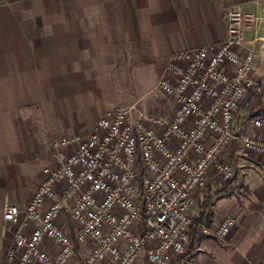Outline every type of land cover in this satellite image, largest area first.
Instances as JSON below:
<instances>
[{
    "label": "crops",
    "instance_id": "0c3cea01",
    "mask_svg": "<svg viewBox=\"0 0 264 264\" xmlns=\"http://www.w3.org/2000/svg\"><path fill=\"white\" fill-rule=\"evenodd\" d=\"M233 5L262 19L245 46L258 56L264 89V0H0V264H7L17 229L3 220L4 209L14 205L23 215L53 142L90 134L125 104L140 111L150 104L171 116L169 103L149 101L168 58L225 41L224 13ZM254 112L264 116V92L236 116L238 127L263 139L244 124ZM223 157L235 166L231 184L240 191L213 202L210 224H197L208 235L173 264L264 261V155L232 146ZM226 217L234 227L217 239Z\"/></svg>",
    "mask_w": 264,
    "mask_h": 264
},
{
    "label": "built area",
    "instance_id": "2783aa9c",
    "mask_svg": "<svg viewBox=\"0 0 264 264\" xmlns=\"http://www.w3.org/2000/svg\"><path fill=\"white\" fill-rule=\"evenodd\" d=\"M224 19L225 41L168 58L156 90L177 104L171 116L131 105L107 112L84 137L53 143L23 215L14 205L4 209L3 220L17 226L7 264H70L75 247L87 245L82 264H173L186 253L195 194L210 175L224 183L234 177L224 153L238 146L264 155V138L236 125L242 105L252 107L264 92L258 56L245 46L262 19L239 5ZM249 116L244 124L264 133V116ZM64 214L73 237L58 225ZM234 224L226 217L214 236Z\"/></svg>",
    "mask_w": 264,
    "mask_h": 264
},
{
    "label": "rangeland",
    "instance_id": "374dc122",
    "mask_svg": "<svg viewBox=\"0 0 264 264\" xmlns=\"http://www.w3.org/2000/svg\"><path fill=\"white\" fill-rule=\"evenodd\" d=\"M167 76H168V73L166 72V73H164V75L162 77H167ZM149 101L150 102L151 101L157 102V104H156L157 106H159L158 104H160V105L164 104L167 106V103H169L174 111L177 108V104L175 103V101L173 99L168 98V97L162 95L161 93H156L155 91H152L150 93ZM149 105H148V108L146 106L145 110L148 112L149 109H152L151 112L149 111L150 114L165 115L164 111L159 112V111L153 110V107H149ZM156 105H155V108H156ZM128 106L129 105L125 104V105L119 106L118 108H115L113 110H118V109L119 110H125ZM139 106L141 108L143 107V105L141 106V104ZM243 106L247 108V111H249L253 107V106L247 107L246 105H242V107ZM36 118H37V116H36ZM236 125H237V123H236ZM18 127H19L20 131H28L25 123H23V122H20ZM51 154H52V146H51V149L49 150L48 157H47V160L45 161L43 168L46 167L50 163ZM230 164H231V168L234 172V177H233V181H234L235 177H236L235 176V174H236L235 166L233 165L232 162ZM41 180H42V177H41ZM41 180H40V182H41ZM40 182H39V184H40ZM239 191H240V185H238L236 183L231 184V181L224 183V182H221L214 175H210L209 181H208L205 189H203L202 191H199L198 193L195 194V204H194V208H193L194 222H193V225H192L191 231H190V242H189L188 249H187L186 253L182 257H185L189 253L191 245L193 243V240L194 241H195V239L199 240L201 238H205L206 235H208L207 233H204L202 229L199 230L197 224H199V223L205 224L204 223L205 216H208V215L210 216L211 211H212L213 202L216 199H218L219 197H223L224 195H228L229 193L235 194V192H239ZM200 214L203 215V220L200 218ZM58 225L60 226V228L62 230L66 231V233L68 232L70 234V236L73 237L75 227L70 222V220L68 219L66 214H64L60 217V219L58 221ZM30 226L33 227V225H30ZM209 236H211V234H209ZM12 249L13 248H11L9 250V252ZM89 249H90L89 245L84 246V247H75L73 257H72L70 264H82L84 257L88 253Z\"/></svg>",
    "mask_w": 264,
    "mask_h": 264
},
{
    "label": "trees",
    "instance_id": "16d2710c",
    "mask_svg": "<svg viewBox=\"0 0 264 264\" xmlns=\"http://www.w3.org/2000/svg\"><path fill=\"white\" fill-rule=\"evenodd\" d=\"M200 218L203 220V215L202 214H200ZM204 223L206 224V225H209L210 224V216L208 215V216H205V221H204Z\"/></svg>",
    "mask_w": 264,
    "mask_h": 264
},
{
    "label": "water",
    "instance_id": "95a60500",
    "mask_svg": "<svg viewBox=\"0 0 264 264\" xmlns=\"http://www.w3.org/2000/svg\"><path fill=\"white\" fill-rule=\"evenodd\" d=\"M255 116H256V113L255 112L250 115L251 118H253Z\"/></svg>",
    "mask_w": 264,
    "mask_h": 264
}]
</instances>
